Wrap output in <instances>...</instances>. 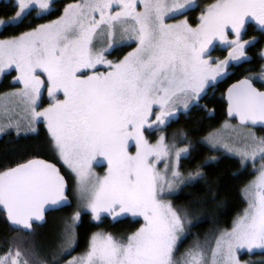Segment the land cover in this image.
<instances>
[{"label":"snow or ice","instance_id":"6c2138e0","mask_svg":"<svg viewBox=\"0 0 264 264\" xmlns=\"http://www.w3.org/2000/svg\"><path fill=\"white\" fill-rule=\"evenodd\" d=\"M54 4L14 0L0 31L29 17L43 19ZM197 7V0H75L56 19L0 38V78L14 71V82L22 84L5 94L11 105L2 108L0 133L38 134L43 124L47 149L57 161L37 154L0 169V212L14 229L31 233L46 211L70 204L69 184L57 163L74 174L79 201L49 259L16 237L0 252V264H264L241 259L245 250L264 252V164L243 189L248 207L219 232L214 246L196 243L176 256L192 221L189 210H178L168 197L204 172L198 166L183 175L181 160L191 155V141L177 132L169 142L162 130L181 112L200 106L231 67L249 63L250 49L264 40V0H213L192 24L186 14ZM250 31L258 35L245 38ZM127 42L136 47L122 59L107 58ZM217 45L227 51L223 59L211 55ZM259 57L264 60V48ZM246 71L225 94L227 114L239 123L226 121L223 127L233 131L264 126V64L258 72ZM205 140L233 152L242 165L258 156L264 161V137L251 131L240 149L216 132ZM94 163H106L102 176L93 171ZM82 212L97 222L140 217L143 223L123 236L94 232L82 253L63 260L77 246Z\"/></svg>","mask_w":264,"mask_h":264},{"label":"trees","instance_id":"16d2710c","mask_svg":"<svg viewBox=\"0 0 264 264\" xmlns=\"http://www.w3.org/2000/svg\"><path fill=\"white\" fill-rule=\"evenodd\" d=\"M69 1H56L51 15L43 19L29 17L19 26L10 28L8 31H0V37L6 38L11 35H18L37 24L58 17L64 4ZM211 2L213 0H197L199 7L186 14L189 22L192 24L197 23L200 10ZM12 3L13 1L0 2V18H8L13 14ZM253 35H258V33L250 31L249 36L245 38H250ZM262 48H264V40H261L254 48L250 49L249 55L252 60L249 63L231 67L230 75L219 81L208 92L200 101V106L194 107L186 114L181 112L178 119H174L163 129L168 141L177 132L186 133L191 141L193 150L190 156L182 158L181 173L186 176L189 172L196 171L198 166L204 172L202 178L191 184L185 183L175 195L170 197L176 208L189 210V217L192 221L187 228L186 236L178 246L177 253L179 254H183L196 243H208L216 238L220 231L230 229L233 226V221L248 206L243 189L255 177L256 172L253 170L252 165H242L240 158L216 150L203 142L202 139L213 130L219 128L223 122L229 120L226 115L225 91L232 83L248 75L247 69H251L253 73L259 71V66L264 64V60L259 57V52ZM128 49L129 47L124 46L111 57L121 58ZM211 55L223 59L227 56V51L224 47L218 45L211 51ZM14 75L15 72L13 71L3 77L0 82V94L19 86V84L12 82ZM257 86L262 87L260 82H257ZM232 121L236 122L235 120ZM255 131L259 137H264V129L255 128ZM154 137H156V133L150 135L151 139H154ZM47 141L48 134L43 124L39 125L38 134L17 136L14 131L6 132L0 137V169L14 165L16 161L30 158L37 154L41 158L57 162L47 149ZM212 157H215V160H210ZM57 165L61 167L68 177L69 183L72 184V179L69 178L70 176L64 166L60 163H57ZM194 200H198L199 203L193 204ZM72 210L73 206H67L50 212L46 223H35L33 225L35 231L31 233L14 229L5 219L4 214L0 212V252L9 246L8 242L13 240V238L23 237L25 247L32 245L41 258L49 259L48 253L57 250L56 246L53 245L55 243L54 229L62 217H69ZM142 223L141 219H132L130 217L119 222H113L109 217H102L101 222H97L92 219L90 213L83 212L81 221L76 227L78 243L71 253L78 254L84 251L88 238L94 232L107 231L117 236H123L135 231ZM62 259L65 260L64 257ZM241 259L264 260V252L243 253Z\"/></svg>","mask_w":264,"mask_h":264},{"label":"rangeland","instance_id":"374dc122","mask_svg":"<svg viewBox=\"0 0 264 264\" xmlns=\"http://www.w3.org/2000/svg\"><path fill=\"white\" fill-rule=\"evenodd\" d=\"M1 1H6V2H8V1H13L14 2V0H0V2ZM56 1H59V0H55V2ZM71 2H75V0H70L68 3H71ZM67 3H65L64 5H66ZM62 10H63V8H62ZM61 14H62V11H61ZM60 14V15H61ZM57 18V17H56ZM56 18H54V19H56ZM184 17L183 16H180V17H177L176 19H183ZM0 19H7V18H0ZM54 19H52V20H54ZM50 21V20H49ZM49 21H46V22H44V23H47V22H49ZM170 23L171 22H175V21H169ZM1 38V37H0ZM125 46H127V47H129V49H128V51L124 54V55H126L129 51H131L133 48H135L136 47V44L134 43V42H127L126 43V45ZM218 46V45H217ZM219 46H221V47H223L222 45H219ZM120 47H124V46H120ZM116 48H118V47H116ZM115 49V48H114ZM114 49H111V50H109V52L108 53H106V55H107V58L108 59H110V60H117V59H122L123 58V56L121 57V58H115V57H111L110 56V54L114 51ZM101 71H103L104 69L103 68H101L100 69ZM17 75V73L15 72V75H14V77ZM14 77H13V79H12V82L13 83H16V84H19V86L18 87H16V88H13V89H10V90H7V91H5V92H3V93H1L0 94V122H3V120H4V117H3V113H2V108H3V106L5 105V104H9V105H11V100L10 99H5V94L6 93H10V92H12V91H14L15 89H19V88H21L22 87V84H20V83H18V82H14ZM3 79V77L2 78H0V82H1V80ZM42 102H43V106H47V103H49V100H48V97H47V94L45 93L44 94V96L42 97ZM21 116H23V113H21L20 114ZM180 115V114H179ZM15 118H20V117H15ZM226 122V121H225ZM225 122H223L222 123V125L219 127V128H217V129H215V130H213L212 132H210V133H214V132H216V133H218V135L223 139V141L225 142V143H228L229 145H230V147H232V148H234V149H240V148H242L243 146H244V144H245V140H244V137H245V135L247 134V132L248 131H251V132H253L256 136H258L257 134H256V131H255V128H253V127H250V128H248V129H240V128H237V130L236 131H233V130H231V129H226V128H224L223 126H224V124H225ZM227 122L228 123H230L231 125H233V126H237L238 125V123L237 122H233L232 120H227ZM38 129H39V125H38ZM9 131H14L13 129H8L6 132H9ZM163 131V133L165 134V136H166V133H165V131L164 130H162ZM6 132H4V133H0V137H2ZM15 132V131H14ZM209 133V134H210ZM152 134H154V133H152ZM160 133L159 132H156V137H154V139H151L153 142H155V139L158 137V135H159ZM209 134H207L203 139H202V141L203 142H205L206 144H208L210 147H212L209 143H207L206 142V140H205V138L209 135ZM259 137V136H258ZM166 138H167V136H166ZM172 139H173V136H171L170 137V140H169V142H171L172 141ZM178 142V141H177ZM179 143V142H178ZM179 146H183V144H179ZM213 148V147H212ZM214 149H216V150H220V151H222V152H224V153H227V154H230V155H233V156H236V157H238L237 155H235L233 152H230V151H228V150H226V149H224V148H222V147H219V148H214ZM239 158V157H238ZM246 164H251L252 165V168H253V170L256 172V174H255V177L253 178V180L254 179H256V177L258 176V174H259V172H258V169L261 167V165L262 164H264V161H262L260 158H259V156L257 157V159H256V161L253 163V162H251V161H249V162H247ZM246 164H244V165H246ZM159 167H163V163H161L160 165H159ZM65 168V167H64ZM106 168H107V165H106V163H99V164H96V163H94V165H93V171L97 174V175H100V176H102L104 173H105V171H106ZM65 170H66V172H67V174H69V176H70V178L72 179V185H73V189L71 190V195H72V198H73V210H72V214L74 213V211L77 209V206H78V203H79V201H78V199H77V193H76V178H75V176H74V174H72V173H70V171L69 170H67L66 168H65ZM187 176V175H186ZM252 180V181H253ZM251 181V182H252ZM185 183H187V181H185ZM185 183H183V184H179V186H178V188L176 189V193L179 191V189L182 187V185H184ZM171 197V196H170ZM170 197H168V199L169 200H171V198ZM248 207V206H247ZM178 209V208H177ZM178 210H181V209H178ZM83 213V212H82ZM71 214V215H72ZM130 218H132V217H130ZM132 219H141L142 220V218H140V217H136V218H132ZM189 219H190V217H189ZM66 222H68V218H64V217H62L61 218V220H60V222L58 223V225H57V227L54 229L55 231L53 232L55 235V237H54V240H55V243L53 244L54 246H56V248H57V245L61 242V234H62V231H63V228H64V226H65V224H66ZM142 222H143V220H142ZM186 233H187V231H186ZM78 236V235H77ZM218 236V235H217ZM214 240H215V238L212 240V241H210V242H208V243H202L201 245H207L208 247H213L214 246ZM53 246V247H54ZM57 251H58V248H57ZM257 251H260V250H256L255 252H257ZM72 252V251H71ZM83 252V251H82ZM82 252H80V253H82ZM80 253H78V254H80ZM243 253H248L246 250L245 251H243L242 253H241V255L243 254ZM78 254H72V253H70L69 255H65V256H63L64 258H65V260H67V259H71V257L72 256H76V255H78ZM176 256L178 257V258H180L181 256H182V254H179V253H176Z\"/></svg>","mask_w":264,"mask_h":264},{"label":"flooded vegetation","instance_id":"af4514ba","mask_svg":"<svg viewBox=\"0 0 264 264\" xmlns=\"http://www.w3.org/2000/svg\"><path fill=\"white\" fill-rule=\"evenodd\" d=\"M122 47H118V48H115L114 51L110 54V56L114 55L116 53L117 50H120ZM58 167H60L58 165ZM61 168V167H60ZM61 172L62 174L65 176L66 180L68 181V184H69V190L67 191V196L71 199L72 201V204L70 206H73V198H72V195H71V190L73 189V185L69 183V180H68V177L65 175V173L62 171L61 169ZM70 178V177H69ZM49 214V213H48ZM48 214L46 215V221H47V217H48ZM72 214V213H71ZM71 214L69 215V217L71 216ZM68 217V218H69ZM46 221H41V222H36L37 224H43V223H46ZM81 221V220H80ZM80 221L77 223L76 227L78 226V224L80 223Z\"/></svg>","mask_w":264,"mask_h":264},{"label":"water","instance_id":"95a60500","mask_svg":"<svg viewBox=\"0 0 264 264\" xmlns=\"http://www.w3.org/2000/svg\"><path fill=\"white\" fill-rule=\"evenodd\" d=\"M234 83H235V82H234ZM232 84H233V83H232ZM228 87H229V86H228ZM257 87H258V86H257ZM226 91H227V89H226ZM226 91H225V94H226ZM225 94H224V99H225V101H226V115H227V118H228L229 120H235L237 123H239L237 119L230 118V117L228 116V114H227V100H226V95H225ZM250 127L264 129V126H260V125L250 126ZM57 166H58V165H57ZM68 199H69V201H70V204L65 205V206H63V207H60V208H57V209H49L48 211H46V212H45V219H44V221H46V215H47L48 213H50V212H52V211H56V210L63 209V208H65V207H67V206H70V205L72 204V201H71V199H70L69 197H68ZM39 222H41V221H39ZM42 222H43V221H42Z\"/></svg>","mask_w":264,"mask_h":264}]
</instances>
